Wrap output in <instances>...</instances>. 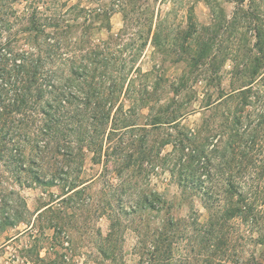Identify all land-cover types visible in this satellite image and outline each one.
Wrapping results in <instances>:
<instances>
[{"label": "rangeland", "instance_id": "1", "mask_svg": "<svg viewBox=\"0 0 264 264\" xmlns=\"http://www.w3.org/2000/svg\"><path fill=\"white\" fill-rule=\"evenodd\" d=\"M15 8L17 30L39 8L44 32L22 34L18 49L58 33L68 57L105 50L112 81L126 84L110 120L121 130L109 140L108 131L99 146L75 138L59 154L25 146L24 161L36 164L19 174L0 162V264H264V0ZM239 89L251 94L237 126L240 100L225 95ZM178 107L176 123L149 126ZM193 132L205 159L191 170L179 157ZM41 157L50 159L44 170Z\"/></svg>", "mask_w": 264, "mask_h": 264}, {"label": "trees", "instance_id": "2", "mask_svg": "<svg viewBox=\"0 0 264 264\" xmlns=\"http://www.w3.org/2000/svg\"><path fill=\"white\" fill-rule=\"evenodd\" d=\"M21 1L28 0H0V162L14 174L25 171L27 164H36L35 161H24L22 149L25 146L33 145L41 153L53 148L59 154L63 149L70 148L75 138L99 146V140L107 131L108 140L114 132L119 133L120 128L110 125L113 99L123 93L126 84L121 74L119 79L123 83L112 81L114 70L108 65L110 57L105 50H90L68 57L63 50L66 42L59 39L58 33L55 36L46 35L43 39L36 36L31 49H18V39L22 34H44L38 21L39 8H34L28 29H16L23 21L15 8ZM31 1L35 4L41 0ZM58 28L53 26V29ZM256 46L260 47V37ZM259 61L257 57L255 62ZM257 70L254 72L257 73ZM130 83L131 80L126 93L130 91ZM236 91L225 96L240 100L234 117L238 126L241 122L237 114L239 106L245 107L251 91ZM179 108L156 117L149 126L156 128L176 123L183 117ZM135 127L131 125L128 129ZM198 135L190 133V137L186 136L187 143L180 144L179 162L182 163L183 157L187 156L184 163L191 170L205 159V145L199 142ZM209 140L210 137L205 142ZM237 140V134L232 132L230 150L235 151L233 144ZM146 142V136L140 139V147ZM47 161H50L48 157H41L40 170H44ZM51 177L58 179L56 175ZM235 210L236 215L244 214L239 206Z\"/></svg>", "mask_w": 264, "mask_h": 264}]
</instances>
